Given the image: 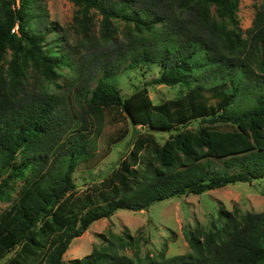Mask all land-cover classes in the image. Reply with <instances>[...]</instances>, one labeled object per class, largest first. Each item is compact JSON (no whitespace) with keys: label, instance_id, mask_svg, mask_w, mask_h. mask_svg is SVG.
Listing matches in <instances>:
<instances>
[{"label":"trees","instance_id":"1","mask_svg":"<svg viewBox=\"0 0 264 264\" xmlns=\"http://www.w3.org/2000/svg\"><path fill=\"white\" fill-rule=\"evenodd\" d=\"M72 1L85 35L92 8L103 15L105 41L116 40V21L128 26L124 50L115 49L111 60L104 55L95 85L75 87L78 118L65 94L48 85L63 66L81 71L64 50L65 32L47 22L42 0H0V199L11 201L0 214V259L14 252L5 264H66L73 240L119 209L264 178V0L246 37L228 28L240 0ZM125 65L157 67L150 83L187 90L160 103L150 83L122 94L114 78ZM30 68L42 81L38 89L26 87ZM106 116L130 121L134 147L109 176L79 193L76 172L95 169L129 134L128 124L115 128L99 150ZM194 121L217 124L188 129ZM172 130L160 143L156 132ZM220 218L224 224L214 229L189 231L184 254L142 257L139 248L130 257L121 251L139 240L127 232L72 264H263L264 211L222 206Z\"/></svg>","mask_w":264,"mask_h":264},{"label":"rangeland","instance_id":"2","mask_svg":"<svg viewBox=\"0 0 264 264\" xmlns=\"http://www.w3.org/2000/svg\"><path fill=\"white\" fill-rule=\"evenodd\" d=\"M262 1L240 0L236 24L229 22L228 28H236L242 37H246ZM42 4L49 13L47 22L56 23L54 26L58 27L62 34L65 32L66 37L62 42L64 50L67 51L73 65H77L82 71L75 72L63 66L58 71L56 83L48 84L43 81V84L44 86L50 85L54 92L64 93L68 110L75 118H78V113L82 111V104L81 100L74 95L75 87L78 82H82L81 86L95 85L98 67L106 61L104 55L111 60L117 55L114 52L115 49L124 50L121 41L128 26L122 21H116L115 35L117 38L114 42H107L101 35L103 15L98 10L93 8L90 10L92 20L88 35H85L74 20L78 6L72 0H42ZM8 57L10 58V53ZM158 71L157 67L148 70L144 67L129 68L125 65V69L122 68L121 73L114 79L122 94H131L156 78ZM28 72L25 80L26 87L38 89L39 83L42 82L38 72L34 68H30ZM78 76L80 80L77 81L78 78L75 81ZM148 88L155 103L176 98L187 90L180 84L171 86L150 83ZM94 122H96L95 119ZM124 124H128L129 128L127 137L116 144L111 153L101 160L95 169L90 172L83 169L76 172L79 193H84L88 187L103 181L132 151L137 136L133 131L134 126L127 119L114 121L108 116L105 118L103 131L98 139V149L100 150L103 146L106 136ZM215 124L217 123L194 121L187 128L199 129L202 126ZM137 129L142 128L138 126ZM174 133V130L156 132V137L160 143H164ZM20 184H16L17 189ZM13 195L15 196L16 192ZM10 203L11 201L0 199V214ZM222 206L228 210H233L234 206L238 207L241 213L264 211V178L253 183L236 182L202 194L172 197L138 211L119 209L112 217L95 221L82 236L74 239L64 259L66 264H72L73 259L82 258L94 247L108 243L107 240L112 236L125 235L127 232L139 240V247L127 246L124 251H121L130 257H135L139 248L142 257H171L187 253L190 251L187 238L189 231L197 227L211 230L224 224L225 219L220 218ZM13 254L14 252L8 253L0 259V264H5Z\"/></svg>","mask_w":264,"mask_h":264},{"label":"water","instance_id":"3","mask_svg":"<svg viewBox=\"0 0 264 264\" xmlns=\"http://www.w3.org/2000/svg\"><path fill=\"white\" fill-rule=\"evenodd\" d=\"M148 206H146V208H147Z\"/></svg>","mask_w":264,"mask_h":264}]
</instances>
